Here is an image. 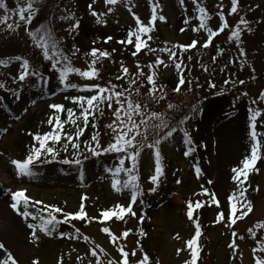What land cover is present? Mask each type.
I'll use <instances>...</instances> for the list:
<instances>
[{"label":"rangeland","instance_id":"374dc122","mask_svg":"<svg viewBox=\"0 0 264 264\" xmlns=\"http://www.w3.org/2000/svg\"><path fill=\"white\" fill-rule=\"evenodd\" d=\"M38 1L48 5L41 14L40 22L33 25L30 31L19 30L22 22H19V27L14 31L0 25V61H13L7 66L0 65V79H12L18 75L19 62L15 61V57L28 58L37 54L44 57L43 50L37 47L29 32L42 30L45 22L43 29L50 31V15L55 33L65 37L63 41L60 38L55 41L66 44L76 38L78 44L86 50L112 45L127 57L120 60L111 58L106 63L114 61L108 66L105 62L97 64L94 66L97 75L91 79L81 77L78 73H70L66 82L76 84V89H65L60 85L59 78L56 80L52 75L48 78L49 89L42 87L39 90L21 92L7 106L0 99V243L12 253L18 264H97V257L91 254L92 249L96 250L100 264H108V261L121 264V248L129 253V264H138L144 253L140 248V236L128 232L135 228L134 217L130 221H106L101 224L92 221L80 224L75 220L58 227V233L69 235L48 236L37 229V235L33 237L32 230L27 225L35 221L24 218L11 207V192L17 190H25L32 201H42L41 206L55 205L61 208L65 204L67 212L78 211L83 203L84 210L92 219L99 216L100 211L117 205L128 207L131 204L134 213L143 210L152 225L145 238L149 264H185V261L191 260L186 241L195 234V224L187 216L186 200L189 197L209 195L217 204L210 215L215 228L204 239L207 245L197 258V264H255L257 257L264 258V252L257 250L254 253V249L259 247L257 242L264 241V228L256 227L257 224H264V135L258 137L262 141L261 158L249 172L243 185L251 211L241 216L238 204V211L233 215L231 203L234 201L230 199L238 191L232 169L242 167V160L250 155L251 150L247 110H264V99H260V94L264 92V31L263 28L257 29L255 25L260 9L264 12V0L238 3L236 13H230L231 0H198L210 17L208 21L213 31H217L224 21L227 22L228 27L214 37L226 43L230 51L227 57L234 60L243 84L239 81L234 84L227 71L218 73L217 70L215 76L211 60L209 61L210 50L203 47L207 32L203 29L193 31L194 27H198L199 21L196 19L198 13L192 0H184L183 5L180 0H117L116 4H107L105 0H72L80 16L70 18L66 24L61 23L59 16L62 14L55 10L57 5L54 3L59 5L69 0ZM4 3L9 9L17 5L13 0H4ZM153 7L156 8L157 16L153 25L156 32L147 34L151 36L149 41L152 42L147 41V36H144L147 46L134 55V45L119 41L126 39L129 30L137 27L134 14L148 24ZM221 11L223 21L218 15ZM93 12L96 13L95 16ZM2 14L3 9H0V15ZM160 16L165 19L161 21ZM241 17L248 21V26L240 25L241 35L237 42L230 36ZM17 19L18 17L13 16L8 22L15 24ZM186 19L188 23H185ZM262 19L264 21V17ZM77 22L79 27H73ZM159 30L163 35L161 40L156 39ZM193 40L197 41L196 45L186 49L188 52L178 61L181 62L179 71L175 68L176 58L169 60L167 52L159 51L161 48L171 49L170 45H187ZM241 48L244 50L243 56L240 55ZM150 49L157 51L152 52ZM175 51L184 50L177 47ZM157 58L163 60L167 67L157 64ZM71 64L81 71L88 70L89 66L83 61H72ZM150 64L152 68H149ZM123 68H127L128 72L124 73ZM153 73L157 89L150 92L151 85L147 76ZM118 76L120 79H117ZM181 76L185 83L179 85V91H174ZM225 80L229 83L225 84ZM210 83L215 84V87H210ZM2 84L5 86L0 88V94L8 86ZM91 85L107 88L116 85L115 91L126 89L125 97L130 98L134 104L141 105L143 117L134 115L133 118L137 122L145 119L146 125H141V132L146 134L149 142L166 130L163 124L173 125L180 117H187L173 138L164 140L159 145L162 174L157 184H152L150 180L155 174L153 149H141L137 167L141 170L139 173L143 193L136 197L135 202L131 201L130 190L117 192L111 186V174L105 169L117 163L115 153L103 154L97 158L85 151L78 157L83 164L70 174L63 173L51 156L42 155L45 161H49V167L40 171V176L36 178L18 175L12 164L13 160H22L23 153L31 150V146H38L33 138L35 134L43 135L52 131L53 125L48 124V119L54 114V110L49 108V104H62L64 111L60 116L67 121V109L72 108L78 114L81 111L70 98L95 94V90H81L84 86ZM125 97L121 99L124 100ZM117 107L114 99L111 108L105 102L93 110L92 116L97 118L94 125L98 126L96 136L102 146L112 142L114 134L108 125L115 120L113 113ZM151 113H158L159 116H151ZM261 120H264V111L257 120V131L264 134ZM77 123L84 127L81 120ZM75 131V125L70 122L64 124L61 141L54 144L61 145L56 148V159L61 155L64 157L66 153L62 146L65 143L63 132ZM184 131L200 146L195 152L197 155H184ZM89 136H92L90 130L84 128L79 137L81 148L86 144L84 137ZM136 139L139 141L142 137L137 136ZM192 160L201 165L202 176L205 177L193 172L189 165ZM109 161L112 163L110 166L107 164ZM125 163L129 166L128 161ZM105 227L118 239L113 241L109 233L103 232ZM76 229H79V237H76ZM125 231L128 232L126 237L122 235ZM232 244L235 247H230ZM133 252L135 255H132ZM4 255V250L0 249V259Z\"/></svg>","mask_w":264,"mask_h":264},{"label":"snow or ice","instance_id":"6c2138e0","mask_svg":"<svg viewBox=\"0 0 264 264\" xmlns=\"http://www.w3.org/2000/svg\"><path fill=\"white\" fill-rule=\"evenodd\" d=\"M107 4H116L117 0H105ZM180 3L183 5L184 0H180ZM192 3L196 6V12L198 13L196 19H198L199 24L198 27H194L193 31H197L199 29H203L207 32V40L204 42L203 47H208L211 43L214 36L224 30V28L228 27L227 22L224 21L222 25L218 28L217 31H213L211 27H209L207 21L209 20L208 13L206 9L198 3V0H192ZM35 0H17V5L15 8L9 9L4 0H0V9H3V14L0 15V25H5L8 30H16L19 27V22H24L25 30L28 31L27 25L31 23L33 14L35 12L34 9ZM238 0H231V9L230 13H236L238 8ZM91 7V5H89ZM111 11V9H109ZM94 16L95 12L92 13ZM221 18V21L224 20L223 12L218 13ZM13 16L18 17L15 24L9 23L8 21L13 18ZM135 16V14H134ZM62 19H66L67 17H61ZM137 27L134 30H129L126 39L119 41L120 43L134 45V55L141 51L142 48L147 46V42L145 39H142L143 36H147L153 30L154 22L157 19L156 16V8L152 9L151 20L148 24H144L141 22L139 17H135ZM159 19L163 21L165 18L160 16ZM185 23H188V19L185 20ZM240 25L248 26V21L243 17L240 18V21L236 25L235 29L232 30L230 38L234 37L237 42L240 40L241 28ZM73 27H79V22L73 25ZM183 31V29H181ZM29 35L36 42L37 47L43 50V55L46 59L52 61V68L58 72V78L60 85L65 89H76L78 86L73 83H67L70 73H78L81 77L85 78H94L97 75V70L94 65L96 63L97 53L99 52V56L104 57L107 56L108 53L104 51H99L93 48L90 52V55L93 57L91 63L88 66V70L81 71L79 68L73 67L69 58L64 55V53L58 47L55 39L52 38V34L48 29H42L37 32H29ZM133 37L135 38L133 40ZM150 40L151 36H147ZM111 39V37H108ZM197 41L193 40L190 44L187 45H173L171 49L169 48H161L160 52H167L169 55V60H174L176 58L175 48L179 47L181 50H186L192 48L196 45ZM152 52H156V49H150ZM240 55H244V50L240 49ZM215 60V57H213ZM15 61L19 62V70L18 75L14 76L12 79L14 82L22 83L28 80L30 77L38 78L43 82L44 86H47V79L44 78L41 73L31 69L29 61L27 59H23L20 56L15 57ZM13 61L9 60L7 62L0 61V65L7 66ZM157 64H164L167 67V64L164 63L163 60L157 58ZM139 67V66H138ZM149 68H152V65H149ZM175 68L179 71L181 69V62H175ZM207 70V69H205ZM123 72L127 73L128 69L123 68ZM154 73L147 76V81L151 85L150 92H155L157 89V84L154 80ZM117 79H120L118 76ZM133 83L135 81H132ZM185 83L183 77L181 76L177 82V87H175L174 91H179V85H183ZM225 84L229 83L228 80L224 81ZM240 84H243L244 81L240 80ZM5 85L0 83V88H3ZM210 87H215V84L210 83ZM116 85H111V88L101 87L99 85H91L84 86L82 91H90L95 90V94L91 96H83L77 95L73 96L70 99L74 103H76L81 109L80 114L76 115L72 108L66 110L67 113V121L61 120L60 114L64 111V106L62 104H49V108L54 110V114L49 117L48 124L53 125V129L51 132L41 134H35L34 140L37 142L38 146L33 145L29 154L23 160H13L12 164L15 165L17 169L18 175L23 176H32L37 170L33 167L34 163L40 161L41 156H51L54 160L58 156V151L54 146H49V141L53 142V145L59 143L61 141V134L63 131L64 124L66 122H70L71 124L76 126V131L74 133L63 132L65 137V143L62 145L64 150H68V146L70 145L73 149V157L72 159H62L60 163L65 165H80L81 159L80 156V148L81 144L79 142V137L82 135L84 128L77 123V121L82 120L83 125L86 127L89 123V117L92 116L93 110L97 109L101 104L107 102L108 107H112L113 100L115 99V103L118 107L115 109L113 115L115 116V120L112 124L108 125L113 132L112 142H109L107 146H102L97 138V136H92L91 141L85 144V150L89 152L94 157H100L103 154L115 153L117 154L118 163L113 167H109L105 169L106 172L111 174V186L117 192L122 190H130L131 191V201L135 202L137 195L139 194V184L138 181V158L140 156L141 149L144 147H148L149 149H153L154 159H155V174L150 177L152 184H157L159 181V177L162 174V163H161V154L159 145L162 141L173 138L174 134L178 132V128L182 126L187 119L186 116L180 117L175 124L169 125L167 123L163 124V128L166 129L162 134H158L156 138H154L151 142L147 140L146 134L141 132V125H146L145 119H141L137 122L133 117L134 115H140L143 117V112L141 111V105L139 103H133V101L125 97V90L115 91ZM11 90V89H10ZM247 95V93H245ZM121 97H125L124 100ZM68 99V97H66ZM260 99H264V92L260 94ZM35 103V101H33ZM256 101H253L255 104ZM198 111V109H195ZM26 111V109H25ZM247 119L249 121V135L251 137V150L250 155L245 156L242 160V167H234L232 172L234 173L233 180L237 182L238 191L234 192L230 197L234 202L231 203V213L235 215L238 211L237 205H240V215H247V212L251 211V205L247 202L245 197L246 188L243 187L245 181L248 178L249 172L254 169L256 162L261 158L260 150L262 141L258 137L264 135L262 133H258L257 131V120L262 116V111L260 108H248ZM151 116L158 117V113H151ZM261 123L264 124V120H261ZM141 136V140H137L136 137ZM184 143L186 145V151L184 153L185 156L191 155L196 151V145L194 141L191 139L189 133L187 131L183 132ZM94 142V143H93ZM129 162V166H125V162ZM49 162V161H46ZM195 171L200 173L201 169L196 166ZM121 174L124 175L125 179H121ZM211 183V181H209ZM153 191L155 189H152ZM206 191V190H205ZM84 199V198H82ZM11 200L13 203L11 207L23 216L24 218H31L35 223H29L27 226L32 230L31 234L33 237L37 235V229L39 231L51 236L53 233L58 231V227L61 224L71 223L74 220L84 221L87 219V214L84 210L83 203L80 208L76 212H64V210L55 205H44L43 208L36 207L37 205L42 204V201H32L30 197L25 194V190H17L11 192ZM21 206L23 207V211L20 210ZM29 207L35 209V211H28ZM200 208L201 203L197 202L193 205L192 202L188 203L187 206V216L190 220L193 218V209ZM247 209L244 211L243 209ZM126 213H132L131 204L128 207H124L121 205H117L114 208L103 210L100 213V217L103 221H107L112 217H116L118 219H123ZM57 214H61L63 219H58ZM220 218H223V214H220ZM235 221L233 220V223ZM195 223V222H194ZM257 228H264V224H257ZM103 232L109 233L111 239L113 241L117 240L118 237L112 235L109 232V228L105 227L102 229ZM249 232H252V229H249ZM79 229H76V236H79ZM255 236V233H252ZM61 237L69 235L64 232H59ZM124 237L128 235V232L125 231L122 234ZM201 235L200 225L195 223V234L192 238L186 241V247L190 250V261H185V264H197V258L199 255V246H198V238ZM235 235V233H233ZM71 238V237H70ZM87 240V237H84ZM258 249H254V253L258 250L260 252H264V241H258ZM230 247H235L234 244L230 245ZM0 249H3L5 255L2 259H0V264H18L17 260L13 257L11 252H8L5 249L4 244L0 243ZM179 251V250H178ZM122 260L121 264H129L128 255L129 253L124 251L123 248L120 249ZM91 254L97 257V264H100V259L97 256L96 250L92 249ZM135 255V252L132 253ZM35 264V262H34ZM108 264H113L112 261H108ZM138 264H149V256L144 254L142 259L138 261ZM255 264H264V258L257 257L255 260Z\"/></svg>","mask_w":264,"mask_h":264},{"label":"trees","instance_id":"16d2710c","mask_svg":"<svg viewBox=\"0 0 264 264\" xmlns=\"http://www.w3.org/2000/svg\"><path fill=\"white\" fill-rule=\"evenodd\" d=\"M14 2H17V0H13ZM253 0H238V3H250ZM7 3V2H6ZM48 3H43V2H39L38 0H35V4H34V9L35 12L33 14L31 23L29 25H27L28 27V31H30L29 29L40 22L41 19V14L45 11L46 7H47ZM54 5H57L56 7V11L59 10V14H62L61 17H67L66 19H62L61 18V23L66 24V22H68L67 20H69L70 18H78L79 15V10L74 6L72 0H69L67 2H63L61 4H57L54 3ZM8 6V5H7ZM239 6V4H238ZM16 7V6H15ZM135 17L138 16H134ZM264 17V12L262 11V9H260V13L257 14V23L255 25H257V29L263 28L264 31V21L263 18ZM262 19V21H261ZM142 23L143 20L140 19ZM254 21V20H253ZM252 21V22H253ZM260 22V23H259ZM46 23V22H45ZM45 23L42 25V29L45 27ZM208 25H209V21H207ZM135 24H136V19H135ZM145 24V23H144ZM137 26V25H136ZM262 26V27H261ZM49 27H50V32L53 35V39L56 40V38H60L62 41L63 39H65V37L62 34H56L55 33V28L52 22V18L51 15L49 17ZM210 27V25H209ZM20 31H26L25 30V25L24 22H22L20 28ZM27 32V31H26ZM152 32H156L155 28L153 27ZM68 35H72L71 33H67ZM162 33L158 32V37L156 39L161 40L162 39ZM11 39V37H9ZM142 39H145V37L143 36ZM147 41H149V39H147ZM152 42V41H149ZM58 47L60 48V50L64 53V55H66L69 58V61H83L86 64H90L93 57L90 55V52L92 49L86 50L82 47V45L78 44L76 38L73 39V41H70L66 44H63L62 42H58L56 41ZM170 45V44H169ZM173 46V45H170ZM209 50H210V56H209V61L211 60V65L212 70L215 72V76L217 75V70L218 73L220 72H224L227 71L228 73L231 74V79L233 80V83H237V81L241 80V76L237 73V66L234 63V60L232 58H230V56L227 57V53L230 55V51L226 45V43L224 41H220L218 40L217 37H213L212 42L209 44L208 46ZM99 51H104L107 52L108 55L101 57L99 56V52L97 53V58H96V63L94 66H96L97 64L103 63L110 65L114 60H120L122 57H127L125 56L126 54H124V52H122L119 49H115L112 45H108L107 47H100V48H95ZM185 52H188L186 50H184L183 52H176V62H178L180 59L184 58ZM213 57H215V60L213 59ZM111 58H113L114 60L111 63H106L109 62L107 60H111ZM23 59H27L29 61L30 67L31 69H34L35 71L41 73V75L47 79V86L43 85V82L41 80H39L38 78L35 77H30L28 80H26L25 82L22 83H17L14 82L13 79L9 78V77H3L0 79V83H5L6 86L4 88V90L1 91L0 94V99L1 102L3 104H5L6 106L9 105L10 103L14 102L19 94L21 92H26V91H30V90H39L42 87L49 89V85H48V78L52 77V75L54 76V79H58V72L52 68V61L45 59L42 55L37 54V55H32L31 57H24ZM125 62V61H124ZM102 65V64H101ZM11 89V90H10ZM75 112V110H73ZM76 115H79L78 113H76ZM61 120H64V118L61 116ZM82 121V120H81ZM95 122H97V118L94 116H90L89 117V123H88V127L84 126L83 128H86L87 130H90V133L92 134V136H96V133L98 132V126L94 125ZM64 128V127H63ZM86 134V133H84ZM84 137L85 142H89L91 140V137ZM23 141L19 143V147L22 145ZM196 145V151L199 150V145ZM49 146H54L55 148H59L61 145H53V142L49 141ZM32 148V146H31ZM21 149H23V147H21ZM31 150L28 149L27 151H25L23 154V158H26V156L29 154ZM85 147L80 148V156L83 154V152H85ZM195 151V152H196ZM193 152L190 156H194L197 155V153ZM60 156V155H59ZM64 157H62V155L59 157V159H55V162H57L59 164V167L61 169V171L65 174H70L74 171H77L78 167L80 168L81 165L83 164L82 159H81V164L80 165H65L60 163V161L62 159L68 158V159H72L73 157V149L71 148V146H68V150L66 151V153L63 155ZM112 156V155H111ZM113 157V156H112ZM98 158V157H97ZM102 160V159H100ZM199 160V159H198ZM118 163V161H117ZM109 166L112 165L111 161H109L107 163ZM189 165L191 166L193 172L195 171V167L198 166L201 169V165L198 163H195L194 160H192ZM125 166H127V164L125 163ZM37 171L32 175L33 177H39L40 175V171H42L43 169H46L47 167H49V164L43 159V156H41L40 161H37L34 163L33 166ZM138 168V167H137ZM141 170L138 169V181L137 183L139 184V194L143 193V186L141 185V177H140V173ZM197 173V172H196ZM198 175H200L201 177H205L202 176V172L200 171V173H197ZM121 179H125L124 175L121 174ZM139 194L137 196H139ZM211 196L209 195H205L204 197H189L186 201L187 204L189 202H192L193 205H195V203L200 202L201 203V207L200 208H195L193 209V222L198 223L200 225V231H201V235L198 238V246H199V255L198 257L202 254V252H204L205 250V246L207 245L206 243H204V239L206 238L207 234L209 233V231H212L215 228V223L214 220L211 219V211L212 208L215 206V208L217 207V204L210 198ZM36 207H40L43 208L44 206L41 205H37ZM64 212H67L66 210V205L64 204L61 207ZM114 208V207H113ZM111 209V208H110ZM21 211H23V207L21 206L20 208ZM28 211L32 212L35 211L34 208L29 207ZM103 211V210H102ZM100 211V213L102 212ZM86 214L87 211L85 210ZM58 219H63V217L61 216V214H57ZM134 217V221L136 223L135 228L133 230H128L129 233H134L136 235L140 236V248L143 250L144 254H148V250H147V246L145 243V238L146 235L148 233V231L151 228V224L148 222V220L146 219V214L143 210H140L139 212L135 213V215H132V213H126L123 217V219H118L116 217H112L109 220H107V222L110 221H114V222H121V221H130L131 218ZM30 218V217H29ZM75 221V220H74ZM78 221L80 224L81 223H86L87 221H92V222H96L98 224H101L102 222H106L103 221L102 218L99 216L95 217V218H90L87 214V219L84 221L81 220H76ZM194 223V224H195ZM59 235L58 231L57 234L53 233L51 236H56ZM49 236V235H48ZM77 237V236H76ZM79 237V236H78Z\"/></svg>","mask_w":264,"mask_h":264}]
</instances>
